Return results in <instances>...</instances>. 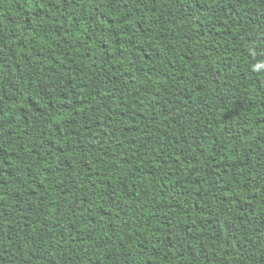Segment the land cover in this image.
<instances>
[{
  "label": "trees",
  "instance_id": "obj_1",
  "mask_svg": "<svg viewBox=\"0 0 264 264\" xmlns=\"http://www.w3.org/2000/svg\"><path fill=\"white\" fill-rule=\"evenodd\" d=\"M0 264H264V0H0Z\"/></svg>",
  "mask_w": 264,
  "mask_h": 264
}]
</instances>
